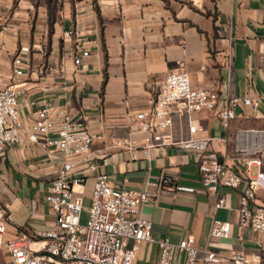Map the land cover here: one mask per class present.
I'll list each match as a JSON object with an SVG mask.
<instances>
[{
  "label": "crops",
  "instance_id": "obj_1",
  "mask_svg": "<svg viewBox=\"0 0 264 264\" xmlns=\"http://www.w3.org/2000/svg\"><path fill=\"white\" fill-rule=\"evenodd\" d=\"M69 29L73 33L66 37ZM263 41L264 0H0V87L14 80L22 88L19 140L0 155V202L8 204L5 239L21 231L43 232L54 221L44 196L62 154L46 150L42 137L31 141L27 136L42 99L48 98L52 114L63 107L100 134L78 160L104 154L107 163L100 168L113 183L152 194L139 214L151 220L154 237L193 236L198 247L222 253L260 250L264 264L260 234L237 219L238 188L220 186L225 205L215 209L213 194L199 181L194 151L166 146L154 148L150 157L138 150L130 159L124 148L107 149L115 138H141L134 114L151 108L171 70L184 68L193 86L214 87L221 99L262 92ZM82 48L90 53L75 64L73 54ZM14 54L30 59L20 75L12 72ZM191 117L199 127L196 134L209 136L210 149L229 165L237 144H256L258 135L248 130L264 128V117L249 109L239 110L227 125L215 109L200 108ZM187 127V116L175 112L166 131L183 138ZM87 174L83 184L73 186L85 207L93 187ZM176 184L198 190H178ZM256 198L264 204V188H256ZM214 217L232 221L227 237L210 233ZM156 255L154 243L141 242L136 261L148 264Z\"/></svg>",
  "mask_w": 264,
  "mask_h": 264
},
{
  "label": "built area",
  "instance_id": "obj_2",
  "mask_svg": "<svg viewBox=\"0 0 264 264\" xmlns=\"http://www.w3.org/2000/svg\"><path fill=\"white\" fill-rule=\"evenodd\" d=\"M66 30V37L72 35ZM264 52V41L263 48ZM88 48L73 54L79 64L89 55ZM30 59L14 54L11 67L14 75L23 73ZM263 90L254 94L228 95L220 98L214 87H196L191 84L184 68L169 71L159 83L148 111L134 114L143 132L140 139L134 136L113 139L107 149L124 148L130 159H136L138 150L150 157L154 148L172 146L194 151L198 157L199 181L214 197L215 209L225 205V195L220 186L238 188L237 219L260 234L264 242V204L256 198V188H264V128H250L258 135L256 144H237L231 158L232 165L220 160L209 147L210 137L199 136V127L191 114L197 109H215L223 125L235 117L239 110L259 112L264 117V59ZM21 84L12 80L0 87V155L9 144L19 140L22 120L18 110ZM23 103L29 100L24 98ZM43 105L35 112V118L27 131L31 141L42 137L46 150H56L62 160L56 175L48 185L44 198L54 212L50 228L40 232L31 230L10 239L4 233L8 217V204L0 202V264H142L136 261L141 242L154 243L157 255L148 264H260L261 251L248 253L231 251L222 253L211 247L200 248L193 236L171 240L168 236L154 237L152 222L139 214L140 205L152 194L146 189L119 186L109 179L100 167L107 163V156L81 162L78 156L87 153L95 138L100 137L63 107L52 114V102L42 99ZM175 112L187 116L188 136L176 138L166 131ZM240 161L238 166L235 162ZM251 166L255 170H251ZM87 173L93 176L90 203L84 206L81 194L74 184H83ZM244 182L243 186H239ZM178 190L195 192V186L176 184ZM87 216L81 221V214ZM232 221L214 217L210 233L215 237H227Z\"/></svg>",
  "mask_w": 264,
  "mask_h": 264
},
{
  "label": "rangeland",
  "instance_id": "obj_3",
  "mask_svg": "<svg viewBox=\"0 0 264 264\" xmlns=\"http://www.w3.org/2000/svg\"><path fill=\"white\" fill-rule=\"evenodd\" d=\"M252 171H254V170H252ZM86 216H87V212H86V210L84 209V210L82 211V214H81V221H84V220L86 219Z\"/></svg>",
  "mask_w": 264,
  "mask_h": 264
}]
</instances>
